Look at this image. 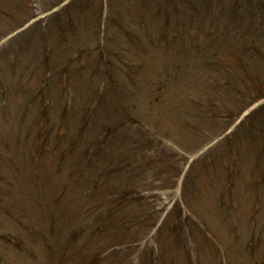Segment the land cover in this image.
Listing matches in <instances>:
<instances>
[{"label": "rangeland", "instance_id": "obj_1", "mask_svg": "<svg viewBox=\"0 0 264 264\" xmlns=\"http://www.w3.org/2000/svg\"><path fill=\"white\" fill-rule=\"evenodd\" d=\"M116 1L121 10L120 23L114 25L117 34L99 36L93 49L88 8L45 19L42 5L36 11V6L21 0H0L2 10L18 7L8 16L0 14V37L19 20L31 19L33 12L41 19L34 28L20 31L12 53L19 55L21 44L30 38L36 46L51 36L54 58L50 66L37 69L38 59L27 49L17 61L0 54L6 88L0 91V157H5L0 158V229L15 232L25 249L19 251L0 238L1 264H97V259L99 264H264V153L256 133L245 131L244 122L251 114L240 121L264 104V90L239 101L237 107L230 105L234 97L227 94L226 86L233 84L232 89L238 90V85L232 80L219 82L216 66L209 61L182 56L178 47L183 44L182 34L171 38L172 47L162 44L166 31L173 35L189 30L191 24L161 26L162 14L155 3L134 11L131 0ZM146 15H151L152 35L140 28ZM141 35L140 43L130 39ZM78 43L90 47L91 56L76 50ZM40 50L38 54L44 56ZM65 57L70 59L68 70L76 73L71 88L63 77L57 84ZM77 58L79 62L74 61ZM128 59L136 61L139 70L133 107L124 96L131 87L122 63ZM85 60L86 68L79 71ZM169 61L182 72L172 76ZM50 67L54 75H47ZM95 70L107 79L102 88ZM161 70L168 71L164 74L168 89L157 92L154 82ZM218 82L221 88L215 85ZM41 88L54 104L47 112L49 144L54 146L55 133L67 128L79 138L74 154L62 155L63 164L55 154L45 163L35 159L36 165L29 156L30 140L40 130L34 119L43 109L40 98H36L38 106L27 105L28 96L36 97ZM92 92L103 98L94 102ZM71 93L72 105L66 109ZM91 101L93 116L80 140L82 102ZM133 113L138 124L131 118ZM105 122L113 123L112 134L105 133L106 142L98 146L96 139H102L98 128ZM234 127L237 131L232 134ZM26 135L30 147L25 150L18 144L27 147ZM4 145L11 147L4 150ZM21 221L35 231L23 232ZM102 223L109 231L98 229ZM78 230L81 233L73 239Z\"/></svg>", "mask_w": 264, "mask_h": 264}, {"label": "trees", "instance_id": "obj_2", "mask_svg": "<svg viewBox=\"0 0 264 264\" xmlns=\"http://www.w3.org/2000/svg\"><path fill=\"white\" fill-rule=\"evenodd\" d=\"M23 3H27L28 0H21ZM86 1V0H73L66 10L64 11L65 14H67L71 9L78 8V3ZM90 1V0H87ZM94 2H98L100 4V15L102 14L103 10V0H93ZM113 0H109V5L112 7ZM166 2L168 0H165ZM169 2H172V5L175 9L174 15L171 17L166 18L165 20V27H170L171 20H173V24L176 26L178 23V19L176 17L185 18L187 20L186 23H183L182 25H186L188 23L192 24L193 31H188V28L183 29L182 31L176 32L174 34L180 35L182 34L184 38L189 35V38L192 42H194V48H195V57H199L204 60V62L210 61L213 62L215 58V66L222 69L221 71L218 69H215L214 74L215 76H219L221 80L220 82L225 84V81L235 82L238 85V90L235 89V87L232 89L233 84L226 86L227 88V94L231 97H234L229 102L230 105H234L237 107V104L239 101L247 99L249 96H251L253 93L258 92V90H264V84L260 82V75L257 74L258 67L262 65V68H264V0H169ZM25 6V4H22ZM166 5V4H165ZM80 9V8H79ZM81 11V9H80ZM260 16L262 17L261 20H259V24L263 25V28L259 29V25L257 27V20L256 18ZM24 20V19H23ZM242 21V24L237 25L236 22ZM19 24H22V21L19 20ZM233 24V25H232ZM232 25V26H231ZM257 27V28H256ZM148 30L151 29V26L149 25L146 27ZM191 28H189L190 30ZM200 29H204V32H201ZM212 32V33H209ZM223 38V41H220L221 44H219V47L213 52V56H209V50H204L206 46V40L208 38ZM166 38H169L168 36ZM198 40V42L196 41ZM49 42V38H44L41 43H38L33 45L34 40L30 38L24 45L21 44V46H24L23 52L25 55V50L29 51V55L33 53V58L38 59V64H36L37 69L39 67H47L50 66V63L54 60L53 56H47L46 55V47L48 46L47 43ZM137 43H140L137 40ZM97 44V42H96ZM90 45V44H89ZM95 45V44H94ZM93 46H90L91 48L95 49ZM201 47L202 52L198 50V47ZM40 47V48H39ZM90 47L88 49L86 47H80L79 49L87 52L89 56H91V52L89 50H92ZM40 49H44V56H41L38 54V51ZM79 50V51H80ZM203 53V54H202ZM81 55V53H77ZM78 55V56H79ZM87 55V58H88ZM190 56V55H188ZM8 57H12L13 60H20L21 57H18V55H15V53H10ZM194 57V56H193ZM28 58H24V60H27ZM75 62H79V58L74 59ZM125 63L124 71L126 74L130 70H132L133 64L136 63V61L133 60H123ZM88 60L81 61L79 65V71L83 68H86ZM54 63V62H53ZM61 62L54 63L60 64ZM171 63V62H169ZM174 63V62H173ZM97 65V64H96ZM60 71H59V80L63 77L65 80V83L67 86H71V80L75 76L76 73H73L68 70L67 65L60 64ZM138 66H135L134 70L139 73V70L137 69ZM180 66L169 64L168 71L172 72V76H177L179 73H181ZM50 69V68H49ZM49 69H46L47 75L49 74ZM136 71H130L131 72V80L135 81L137 78ZM168 71L161 70L160 74L162 75L160 77L159 74V80L157 82L156 91L159 92L163 91V88L166 85L165 78ZM53 72H55L53 70ZM96 76V79L99 76V71L95 70L93 72ZM101 73V72H100ZM135 74V75H134ZM55 77V76H53ZM101 81L105 79V77H102L101 74ZM75 78V77H74ZM107 81V80H106ZM105 81L104 85L107 83ZM98 82V80H97ZM62 83L60 80L57 82V84ZM63 85V84H61ZM103 85V86H104ZM218 88L222 87L221 83L215 84ZM47 86V85H46ZM5 90L6 88L3 86V77L0 74V91ZM42 89V88H41ZM62 89V88H61ZM232 90L236 91V96L232 94ZM154 89L152 90V92ZM238 91V92H237ZM47 92L46 89H42L38 91L35 97L31 94V96H28V103L27 105L31 106L32 104L37 105L36 98H40L41 108L43 109V113L41 116H37V118L34 119V122H36V126L40 128L38 133L35 134L33 138H31L30 143L31 147L29 145V137L28 135V141L26 143L27 147L25 145H20L21 149L29 148V152H32L29 154V156L32 159V162L34 165L36 163L34 162L35 159H38V161L47 160V158L50 155H57V158L59 159V163H62V155L68 154L69 157H71L74 154V150H77L79 145V138L77 137V133L73 132L71 133V130L67 128L62 133H55L58 140H54L52 142L54 146L51 144V140H49L50 134L47 130L50 129L49 126L46 124L49 120L47 117L49 114L47 112L49 111V108L54 105L53 99L49 96L46 97L45 93ZM102 94L100 93L99 98H101ZM103 98V97H102ZM101 98V99H102ZM193 100V99H192ZM192 103V102H191ZM194 105H196L195 101L193 100ZM192 103V104H193ZM83 108H88V105L84 102H82ZM38 106V105H37ZM70 106V105H68ZM132 107L131 105H129ZM187 106V105H186ZM188 107V106H187ZM191 107H188V110H190ZM68 109V107H66ZM201 109H198L197 111L200 112ZM64 112H66L64 110ZM234 113V112H233ZM257 113L259 114L257 119L255 120L256 123V133L263 134L264 135V106L261 107ZM38 122H41L44 124L43 126L37 125ZM245 125V131L251 130V124L249 121L244 122ZM55 126V124L51 125L50 127ZM78 140V141H77ZM97 145L101 144V141H96ZM94 144V143H93ZM92 144V145H93ZM3 146V145H2ZM11 146L7 147L4 145L3 149H8ZM4 151L2 150V153ZM7 154V153H6ZM3 155V154H1ZM1 159H5V157L1 156ZM7 159V158H6ZM17 163V162H15ZM63 164V163H62ZM2 191V189H0ZM124 197V196H123ZM122 197V198H123ZM1 204V203H0ZM2 208V205H0V210ZM7 208V205H6ZM3 209V208H2ZM8 208L5 213H8ZM12 214V213H10ZM21 216V215H20ZM24 216V215H23ZM23 218V217H21ZM23 232L26 234L33 233L35 230L33 228V225L27 223L26 221H21ZM105 223L100 224L99 228L102 230V232H105V229H107L106 226H104ZM54 229L53 227L51 228ZM39 233L40 237H44V233L40 231V229H36ZM109 231V229H107ZM81 233V231H76L73 239L78 238V235ZM0 238L3 239L7 244H12L13 248H17L20 250H25L24 245L20 243L17 234H11L7 230L0 229ZM44 239V238H43ZM21 240V239H20ZM52 249V247H50ZM94 261V260H92ZM100 260L97 259L96 263L99 264ZM1 264V262H0ZM86 264H94L93 262H89Z\"/></svg>", "mask_w": 264, "mask_h": 264}]
</instances>
